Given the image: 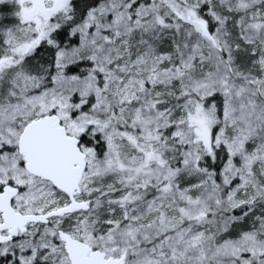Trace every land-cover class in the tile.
I'll list each match as a JSON object with an SVG mask.
<instances>
[{
	"label": "snow or ice",
	"instance_id": "1",
	"mask_svg": "<svg viewBox=\"0 0 264 264\" xmlns=\"http://www.w3.org/2000/svg\"><path fill=\"white\" fill-rule=\"evenodd\" d=\"M0 264H264V0H0Z\"/></svg>",
	"mask_w": 264,
	"mask_h": 264
}]
</instances>
